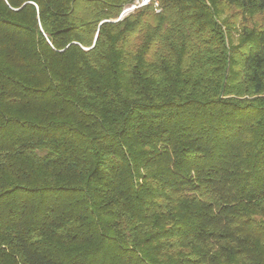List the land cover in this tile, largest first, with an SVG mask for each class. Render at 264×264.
Instances as JSON below:
<instances>
[{
  "label": "trees",
  "instance_id": "trees-1",
  "mask_svg": "<svg viewBox=\"0 0 264 264\" xmlns=\"http://www.w3.org/2000/svg\"><path fill=\"white\" fill-rule=\"evenodd\" d=\"M134 1L0 0V264H264V0Z\"/></svg>",
  "mask_w": 264,
  "mask_h": 264
},
{
  "label": "rangeland",
  "instance_id": "rangeland-1",
  "mask_svg": "<svg viewBox=\"0 0 264 264\" xmlns=\"http://www.w3.org/2000/svg\"><path fill=\"white\" fill-rule=\"evenodd\" d=\"M237 8H228L224 12L225 20H227V25H232L233 28H231V32L229 33V37L227 38L229 40V43L227 44L228 47L234 46H240L242 41V35H241V27L243 25H246L245 27L252 28L255 25H260L261 23H264V14L255 13L251 15L250 18H242L243 15H241V18L236 16L238 11ZM126 14V13H125ZM221 23V21H220ZM224 29V27H223ZM226 36V35H225ZM226 40V37H225ZM233 46V47H234ZM232 47V49H233Z\"/></svg>",
  "mask_w": 264,
  "mask_h": 264
},
{
  "label": "built area",
  "instance_id": "built-area-1",
  "mask_svg": "<svg viewBox=\"0 0 264 264\" xmlns=\"http://www.w3.org/2000/svg\"><path fill=\"white\" fill-rule=\"evenodd\" d=\"M152 1H155V0H135L129 7H127L124 10L123 13H128L130 11L137 9V8L146 6V5L150 4ZM156 5H157V2H156Z\"/></svg>",
  "mask_w": 264,
  "mask_h": 264
},
{
  "label": "water",
  "instance_id": "water-1",
  "mask_svg": "<svg viewBox=\"0 0 264 264\" xmlns=\"http://www.w3.org/2000/svg\"><path fill=\"white\" fill-rule=\"evenodd\" d=\"M123 14H124V13H122L121 16H122ZM121 16H120V17H121Z\"/></svg>",
  "mask_w": 264,
  "mask_h": 264
}]
</instances>
